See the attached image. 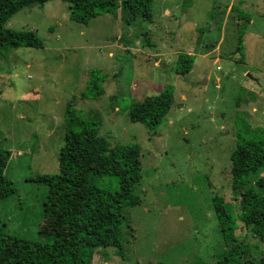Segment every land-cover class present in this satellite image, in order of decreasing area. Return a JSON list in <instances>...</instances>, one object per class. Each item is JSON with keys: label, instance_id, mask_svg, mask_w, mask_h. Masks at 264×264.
<instances>
[{"label": "rangeland", "instance_id": "obj_1", "mask_svg": "<svg viewBox=\"0 0 264 264\" xmlns=\"http://www.w3.org/2000/svg\"><path fill=\"white\" fill-rule=\"evenodd\" d=\"M135 22L139 35L111 0H75L23 8L6 24L36 32L43 47L0 49V147L16 190L0 198V229L41 242L51 233L46 189L31 180L58 172L70 105L99 122L95 154L106 144L141 163L121 250L98 247L86 264H257L261 240L242 215L262 208L264 194L253 184L234 189L230 170L238 137L264 139V0H154L152 21ZM180 54L193 56L185 75ZM93 72L100 95L84 99ZM165 87L166 116L132 123L131 104ZM215 196L234 240L222 237Z\"/></svg>", "mask_w": 264, "mask_h": 264}, {"label": "trees", "instance_id": "obj_2", "mask_svg": "<svg viewBox=\"0 0 264 264\" xmlns=\"http://www.w3.org/2000/svg\"><path fill=\"white\" fill-rule=\"evenodd\" d=\"M51 1L69 5L75 0H0V49L42 48L43 43L36 32L15 31L6 24L23 8L38 5L43 7ZM154 0H111L115 8L124 15L126 25L140 34L136 20L152 21ZM241 29L238 51L242 49ZM193 56L180 54L176 70L185 75L191 70ZM100 90L94 72L87 90L82 94L97 98ZM173 105V88L165 87L160 94L135 101L129 109L132 123H158ZM64 142L58 153L56 174L36 175L32 182L45 187V203L50 214L52 231L46 241H29L7 235L0 229V264H86L98 247L117 252L122 247L121 228L124 210L135 208L139 197L135 193L141 181V163L137 156L122 158L120 149L106 144L100 145V153L91 148L97 140L99 122L95 118L83 119L70 105L65 114ZM2 132L0 129V143ZM10 151L0 147V198L15 194L13 182L7 179L5 170ZM231 184L240 189L255 185L264 194V139L255 135L250 139L237 138L231 154ZM214 212L224 240H234L235 226L230 221L223 199L212 198ZM248 204H244L247 210ZM249 216L243 211L242 220L259 235L264 250V205ZM188 264H207L197 260ZM257 264H264V255Z\"/></svg>", "mask_w": 264, "mask_h": 264}]
</instances>
